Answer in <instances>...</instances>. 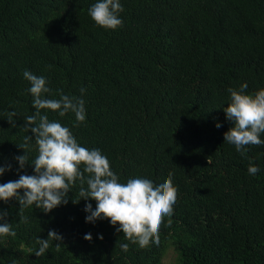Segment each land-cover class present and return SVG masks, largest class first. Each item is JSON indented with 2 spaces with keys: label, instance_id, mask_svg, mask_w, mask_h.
<instances>
[{
  "label": "trees",
  "instance_id": "16d2710c",
  "mask_svg": "<svg viewBox=\"0 0 264 264\" xmlns=\"http://www.w3.org/2000/svg\"><path fill=\"white\" fill-rule=\"evenodd\" d=\"M96 2L0 0V167L11 166L0 184L35 174V137L24 128L35 111L27 70L46 78L47 98L85 101L79 127L72 113L41 112L69 127L82 147L99 149L121 183L158 185L173 173V215L163 218L159 243L142 249L118 224L86 222L85 206L95 210L96 201L80 199L79 181L51 212L25 208L27 223L18 200L0 201L16 232L0 236V264H163L170 247L174 264H264V145L241 155L224 142L232 122L223 111L229 88H264V0H120L123 26L115 30L91 19ZM26 135L33 141L20 169L15 157L25 154ZM250 163L257 174L248 173ZM53 230L62 241L37 257V238Z\"/></svg>",
  "mask_w": 264,
  "mask_h": 264
},
{
  "label": "clouds",
  "instance_id": "9594fccd",
  "mask_svg": "<svg viewBox=\"0 0 264 264\" xmlns=\"http://www.w3.org/2000/svg\"><path fill=\"white\" fill-rule=\"evenodd\" d=\"M124 11L120 0H98L89 9L88 14L97 26L115 30L123 26L119 14ZM23 77L30 82L28 91L33 97L32 115L25 118L24 128L34 134L37 155L32 161L34 175H20L18 180L0 184V201L7 203L11 199L20 204V222L27 223L28 217L23 210L30 206L40 208L49 213L61 204H67V194L71 187L79 181V197L84 200H95V210L91 203L85 206L86 222L94 223L98 219H107L112 226L122 232L125 239L140 248L159 243L158 232L164 217H171L178 198V189L173 184V173L169 172L164 182L154 184L146 178H129L121 183L117 174L111 169L109 159L99 149L82 147L74 137L69 127L59 121H50L47 114L41 110H51L65 117L72 113L75 116L74 127L86 122L85 101L82 98L61 94L59 99L47 98L52 90L47 86L43 76H36L30 71H24ZM248 85L240 88H229L230 102L223 109L226 119L232 122V127L224 133V142L235 147L244 155L247 146L264 145L261 134L264 133V88L254 93L246 94ZM86 92L80 89L81 95ZM15 111L8 113V122L15 127ZM222 125L216 124L219 128ZM32 136H25L24 143L19 145L24 155L15 157L20 169L28 162V151L31 149ZM11 166L0 167V175ZM248 173L255 175L259 168L250 163ZM86 185V187H85ZM23 190V195L20 194ZM79 199V200H80ZM74 200V203L79 202ZM7 212L0 213V236H16L12 224L6 222ZM171 224V220L168 221ZM84 239L92 240V235L86 234ZM103 240V236H99ZM62 241V237L54 230L49 231L48 239L37 238L39 249L37 257L43 256L49 248L50 241ZM61 243H56L59 250ZM122 250H128V244L121 245Z\"/></svg>",
  "mask_w": 264,
  "mask_h": 264
},
{
  "label": "rangeland",
  "instance_id": "374dc122",
  "mask_svg": "<svg viewBox=\"0 0 264 264\" xmlns=\"http://www.w3.org/2000/svg\"><path fill=\"white\" fill-rule=\"evenodd\" d=\"M176 260V252L173 248H169L164 258L163 264H174Z\"/></svg>",
  "mask_w": 264,
  "mask_h": 264
}]
</instances>
